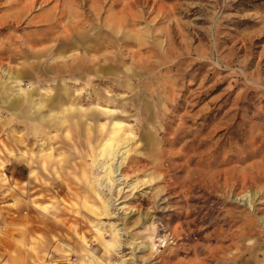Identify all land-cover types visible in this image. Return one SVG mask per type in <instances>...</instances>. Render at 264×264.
<instances>
[{"label":"rangeland","instance_id":"1","mask_svg":"<svg viewBox=\"0 0 264 264\" xmlns=\"http://www.w3.org/2000/svg\"><path fill=\"white\" fill-rule=\"evenodd\" d=\"M0 264H264V0H0Z\"/></svg>","mask_w":264,"mask_h":264},{"label":"bare ground","instance_id":"2","mask_svg":"<svg viewBox=\"0 0 264 264\" xmlns=\"http://www.w3.org/2000/svg\"><path fill=\"white\" fill-rule=\"evenodd\" d=\"M20 94V93H19ZM22 94V93H21ZM4 100V99H3ZM5 102V101H4ZM15 104V103H14ZM39 118V117H38ZM183 136V135H182ZM187 136V135H186ZM174 141V140H173ZM208 141V140H207ZM194 142V141H193ZM206 142V141H205ZM174 144H176V142H173ZM187 143V142H186ZM126 146V147H128L129 146V141H126L125 142V140L124 139H121L120 141H119V146ZM185 145V144H184ZM199 145H200V143H199ZM173 146V145H172ZM198 146V145H197ZM186 147V146H185ZM199 148V147H198ZM117 150V151H116ZM115 151L116 152H114L113 154H112V162L107 166V170H109V173H110V175H111V177H113V174H115V173H117L118 172V169H120L121 168V166L124 164V160H125V158H121V160L119 161V156H118V154H119V149H116ZM129 151H130V148L128 149V153H129ZM207 155V154H206ZM119 157V158H118ZM201 158V157H200ZM205 159V158H204ZM191 160V159H190ZM115 162V163H114ZM189 162V161H188ZM189 164V163H188ZM114 166V167H113ZM200 166V165H199ZM115 172V173H114ZM115 176H116V174H115ZM118 179H115V181H117ZM119 181V180H118ZM132 186V185H131ZM106 187V186H105ZM109 188V187H108ZM101 198V197H100ZM108 208H109V206H108Z\"/></svg>","mask_w":264,"mask_h":264},{"label":"crops","instance_id":"3","mask_svg":"<svg viewBox=\"0 0 264 264\" xmlns=\"http://www.w3.org/2000/svg\"><path fill=\"white\" fill-rule=\"evenodd\" d=\"M7 179V174L5 173V172H3L2 173V181H3V183H8L9 184V182L6 180ZM16 190V186H14V185H9V193L13 196L14 195V191ZM22 191V190H21ZM14 201H22L21 199H15ZM25 261H26V257H25V259H24V263H25ZM27 263V262H26Z\"/></svg>","mask_w":264,"mask_h":264}]
</instances>
